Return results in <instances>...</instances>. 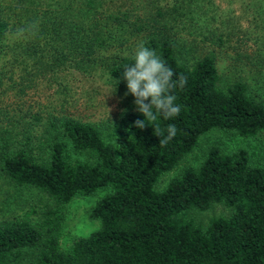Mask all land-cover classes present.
Here are the masks:
<instances>
[{"label": "trees", "instance_id": "1", "mask_svg": "<svg viewBox=\"0 0 264 264\" xmlns=\"http://www.w3.org/2000/svg\"><path fill=\"white\" fill-rule=\"evenodd\" d=\"M132 2L0 0V65L8 64L0 76L20 102L0 112L19 126H11L17 145L10 128L3 131L0 173L53 202L34 223L0 219V264H264V165L250 163L245 149L212 145L195 167L155 188L200 136L219 130L253 137L264 128V24H213L200 9ZM141 42L173 70V80L187 78L173 91L180 114L159 120L162 130H178L164 147L151 125L134 127L145 117L130 94L131 109L98 123L42 114L39 100L23 99L39 85L62 110L74 103L77 83L96 72L126 93L122 72ZM98 190L105 193L87 214L98 228L61 247L63 206ZM213 204L229 213L205 225L189 215Z\"/></svg>", "mask_w": 264, "mask_h": 264}, {"label": "rangeland", "instance_id": "2", "mask_svg": "<svg viewBox=\"0 0 264 264\" xmlns=\"http://www.w3.org/2000/svg\"><path fill=\"white\" fill-rule=\"evenodd\" d=\"M147 1L133 0L132 4L175 5L186 9H200L201 14L203 13L201 19L211 21L213 24L220 21L230 25L247 24L251 27L264 24V0H149L150 3ZM117 3L119 4V2ZM122 3L129 4V1ZM260 30L258 34L263 36L264 26ZM7 42L11 43L12 38H9ZM5 59L1 61L3 62ZM226 66L225 59L217 60V68L222 82L226 81L229 76ZM6 67L8 64L1 63L0 70L7 75ZM100 74V72H96L93 77L87 76L77 83L79 87L73 95L74 103L64 106L62 110H58L56 107L58 105L55 104L57 96H48L49 90H45L39 85L34 88L38 98L33 95L34 90H32L23 99L32 98L27 103H31L33 99L39 100L40 104L44 106L42 114L46 111H57L60 114L63 113L91 123L102 122L105 119L111 120L120 110L128 107L131 109V105L126 101L124 91L119 89L116 91L111 84L99 76ZM14 94L15 89L10 81L1 75L0 112L6 108L10 109L15 103L20 104L16 101ZM16 124L12 116L8 118L0 113V132H2L0 141L7 135V132L4 133L3 131L9 127L13 141L17 145L18 134L11 129L13 126L18 132L19 126ZM212 145L218 146L223 152L243 148L248 152L250 163L264 165V128L255 136L244 138L219 130H211L199 137L195 147L173 169L158 178L155 182V188L157 190L162 189L171 177L178 175L185 167H195ZM104 193L105 191L98 190L89 195L76 196L63 206V217L56 231L57 242L61 247H66L72 238L86 236L98 228V221L88 219L87 214L89 208ZM52 204L53 202L38 190L30 187L13 186L0 173V219L24 216L34 223L41 220L42 213ZM228 213L229 210L223 205L213 204L204 211H192L189 215L196 222L205 225L210 217L225 216Z\"/></svg>", "mask_w": 264, "mask_h": 264}, {"label": "clouds", "instance_id": "3", "mask_svg": "<svg viewBox=\"0 0 264 264\" xmlns=\"http://www.w3.org/2000/svg\"><path fill=\"white\" fill-rule=\"evenodd\" d=\"M132 59L133 63L124 67L121 79L126 81L125 95L134 97L136 109L145 117L144 120H137L134 127L143 129L151 125L160 138L159 145L164 147L177 135L178 130L173 124L162 130L159 120H169L180 114L182 106L176 103L177 96L173 91L177 87L183 89L187 78L180 75L173 80V70L144 42L137 46ZM117 83L119 80H116Z\"/></svg>", "mask_w": 264, "mask_h": 264}]
</instances>
